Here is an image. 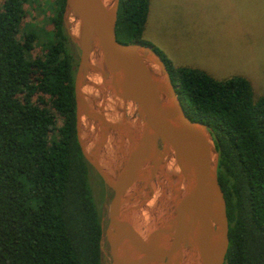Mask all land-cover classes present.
<instances>
[{
	"label": "trees",
	"instance_id": "trees-1",
	"mask_svg": "<svg viewBox=\"0 0 264 264\" xmlns=\"http://www.w3.org/2000/svg\"><path fill=\"white\" fill-rule=\"evenodd\" d=\"M33 1L0 5V264H102L94 171L76 140L77 57L62 25L65 0H55L54 29L34 58L44 32L24 24ZM148 12L149 0H120L117 40L143 44ZM161 57L186 116L208 125L218 151L229 241L223 264H264V95L254 101L243 77L216 80Z\"/></svg>",
	"mask_w": 264,
	"mask_h": 264
},
{
	"label": "water",
	"instance_id": "water-1",
	"mask_svg": "<svg viewBox=\"0 0 264 264\" xmlns=\"http://www.w3.org/2000/svg\"><path fill=\"white\" fill-rule=\"evenodd\" d=\"M120 0H65L78 58L76 140L112 193L105 264H223L226 203L208 125L186 116L161 55L116 38Z\"/></svg>",
	"mask_w": 264,
	"mask_h": 264
},
{
	"label": "rangeland",
	"instance_id": "rangeland-1",
	"mask_svg": "<svg viewBox=\"0 0 264 264\" xmlns=\"http://www.w3.org/2000/svg\"><path fill=\"white\" fill-rule=\"evenodd\" d=\"M54 2L24 5V24L44 32L33 44L32 58L45 52V33L54 29ZM141 40L174 68L200 70L216 80L243 77L251 83L254 101L264 95V0H149ZM89 179L97 210L106 219L110 191L94 172Z\"/></svg>",
	"mask_w": 264,
	"mask_h": 264
},
{
	"label": "flooded vegetation",
	"instance_id": "flooded-vegetation-1",
	"mask_svg": "<svg viewBox=\"0 0 264 264\" xmlns=\"http://www.w3.org/2000/svg\"><path fill=\"white\" fill-rule=\"evenodd\" d=\"M111 197H112V193H110V199H111ZM110 199H109V201H110ZM109 201H108V203H109Z\"/></svg>",
	"mask_w": 264,
	"mask_h": 264
},
{
	"label": "crops",
	"instance_id": "crops-1",
	"mask_svg": "<svg viewBox=\"0 0 264 264\" xmlns=\"http://www.w3.org/2000/svg\"><path fill=\"white\" fill-rule=\"evenodd\" d=\"M206 73V72H205ZM210 76V75H209ZM249 81V80H248ZM250 82V81H249ZM251 84V83H250Z\"/></svg>",
	"mask_w": 264,
	"mask_h": 264
}]
</instances>
